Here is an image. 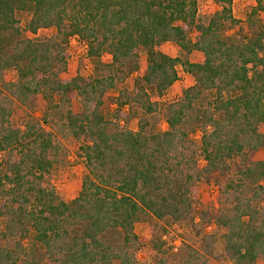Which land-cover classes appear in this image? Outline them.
Wrapping results in <instances>:
<instances>
[{
    "label": "trees",
    "instance_id": "1",
    "mask_svg": "<svg viewBox=\"0 0 264 264\" xmlns=\"http://www.w3.org/2000/svg\"><path fill=\"white\" fill-rule=\"evenodd\" d=\"M215 1L219 9L201 20L199 0H0V264H257L264 255V159L254 158L264 147V0L247 13L248 32L234 0ZM47 29L54 34L42 38ZM73 35L87 43L90 77H62ZM167 41L182 53L163 51ZM194 51L203 58L192 61ZM178 66L194 83L162 102ZM135 73L131 89L126 80ZM112 90L116 107L106 113ZM15 101L32 110L20 125L11 120ZM132 117L136 130L121 126ZM163 119L166 129L158 127ZM58 134L79 142L87 167L73 199L52 181L54 164L68 157ZM203 181L218 186L214 210L196 207ZM198 215L219 233L201 229L199 246L183 243L179 251L158 233L157 257L139 260L138 222L189 221L197 230Z\"/></svg>",
    "mask_w": 264,
    "mask_h": 264
},
{
    "label": "rangeland",
    "instance_id": "2",
    "mask_svg": "<svg viewBox=\"0 0 264 264\" xmlns=\"http://www.w3.org/2000/svg\"><path fill=\"white\" fill-rule=\"evenodd\" d=\"M255 4L254 0H234L233 11L234 15L241 19L243 22L242 26H245V32H248L246 28V17L247 13L250 10L251 6ZM219 5L215 0H199V19L206 20L213 14ZM261 17L264 19V12L261 13ZM25 15H21L22 25H25ZM55 29H47L39 31L40 36L43 38L45 36L54 34ZM29 36H35L30 32H27ZM193 39L196 38V32L192 33ZM161 48L166 53L175 56L182 53L179 46L171 41L164 42L161 45ZM87 43L81 39L78 35H73L70 37L68 44V67L65 72L62 73V77L71 78L77 74L90 77L93 74V65L90 63L87 57ZM140 59V69L143 71L147 65V53L145 49H139ZM192 61H199L203 58V55L200 52L194 51L189 55ZM111 55L105 53L103 56L104 62L111 61ZM179 79L168 89V91L161 97L159 100L162 102H169L175 100L179 97L181 89L186 86H190L194 83V77L186 73L181 66H178ZM9 78L15 80L17 78V73L15 70H9ZM137 73L133 74L132 78L126 80V85L133 89L134 81L133 78L136 77ZM116 90L109 92V98L106 100L103 109L106 113H111V111L116 107V104L113 101V97L117 95ZM72 105L75 110H80L81 102L78 96H74L72 99ZM31 109L26 108L21 105L19 102L15 101L13 104V115L11 120L13 124L20 125L22 120L25 118L26 113ZM34 114L36 116H42V110L39 107H35ZM124 114H129L127 107L124 109ZM121 126H126L131 129L138 128V119L137 117H132L128 122L122 119L120 121ZM47 128L51 126L45 124ZM158 127L162 129L167 128L166 122L160 120L158 122ZM200 133H197L195 136L199 137ZM59 139L64 142L68 148V157L63 163H56L52 169V181L58 194L65 199H73L78 190L81 188L82 181L87 173V167L85 160L79 156L78 148L79 142L75 141L72 138H63L58 134ZM255 159H264V147H261L254 156ZM200 165L204 164V161L200 158ZM197 202L196 207L198 210H214L219 207V192L218 186L214 182L203 181L199 183L198 192L196 195ZM197 230L193 228V225L189 221L173 224H168L166 222H157V221H140L136 224L135 230L139 235L142 247L138 252L137 256L139 260L143 263H151L156 257V251L152 247V238L158 233H163L162 239L167 242L169 248L173 247L174 251H179L183 243H189L193 246H199L201 240L200 236L197 235L201 229L207 233H219L215 224L207 225L203 227L204 224L201 223L200 217L198 215L197 220ZM203 232V233H204ZM114 264H120L118 261H114ZM174 264H179V262H174ZM209 264H226L225 262H220L216 260H211ZM257 264H264V255H259L257 259Z\"/></svg>",
    "mask_w": 264,
    "mask_h": 264
}]
</instances>
